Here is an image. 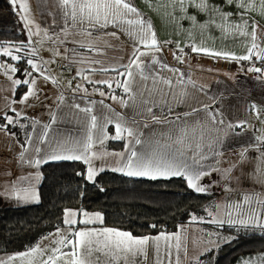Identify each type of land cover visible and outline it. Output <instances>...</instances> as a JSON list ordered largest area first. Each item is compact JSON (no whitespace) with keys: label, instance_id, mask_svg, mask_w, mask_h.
<instances>
[{"label":"crops","instance_id":"obj_1","mask_svg":"<svg viewBox=\"0 0 264 264\" xmlns=\"http://www.w3.org/2000/svg\"><path fill=\"white\" fill-rule=\"evenodd\" d=\"M199 2L200 0H194V2L185 0L184 9L186 10L182 11L181 6L178 3L173 4L171 0H131L141 17L152 24L153 30L157 34L162 49L160 53H156L157 57L163 64L177 70L169 72L166 68L158 66L146 69L150 76L171 79L172 86L168 87L161 83L156 87L162 89V92L149 93L147 89L134 83L131 94H126L122 88H117L115 81L123 82L126 79V76L119 75L118 72H125L123 66L130 62L133 49L140 48L143 50L142 46L134 43L127 31L117 26L109 25L106 28H100L88 24L73 25L71 20L65 21L61 10L57 9L58 6H56L53 11L49 12L53 14L51 17L55 18V24L62 28L71 23L76 30L81 31V38L73 43L79 49V61L82 62L74 64L72 60V62L60 67L59 71L62 73V78L61 82L56 81L55 90L62 98L61 100L57 98L53 112L54 117L61 121L76 123L80 127L85 126L87 117L75 105H79L80 108L91 107L92 114L98 117V124H103L104 117L115 121L119 115L124 118L129 126L141 134L142 144L135 145L137 151L155 147L157 140L160 141L161 145L172 144L181 127H188L189 129L196 127L197 136H199L201 126H203L204 139L200 141L201 151L197 156L199 160L197 166H202L203 170L210 173L200 180V184L205 186L206 190H212V192L205 193L212 194L213 198H224V204L231 203L229 199L231 196L241 199L239 202H242L246 194L253 196L252 201L256 202L257 197L264 200V144H258L255 140L256 136L264 135V71H249V68L252 67L264 70V61L257 60L255 57L251 61L228 60L191 50L192 46H196L212 51L230 52L237 56L246 54L245 45L249 43L250 37H243L235 33V25L237 24H246L249 32H251L253 24L257 25V43L264 47V17L260 15L259 0H256L252 9L248 8L247 0H244L243 7L240 6V0H233L231 4L228 3V0H207V8L203 10L196 6ZM225 15L228 17L227 20L223 19ZM192 17H195V23H193ZM58 23L60 24L58 25ZM229 25L232 26L231 32L224 31V28ZM112 32H116L118 38L111 36L110 33ZM89 33L92 34L89 35ZM91 41L93 43L88 44V48L85 49V42ZM166 41L169 43H165ZM94 46L97 49L95 52L89 48ZM181 48L183 49L182 53L179 51ZM125 52L127 53L124 58L125 62L121 63V67H119L117 62L120 61ZM174 52L177 56L182 57V63L174 58ZM96 53L99 57L93 59L92 55H96ZM118 53L120 56L117 57ZM60 54L63 58L67 55L62 48L58 47L53 55L59 58ZM111 54H114L113 58H110ZM110 59L116 61L115 68L118 69V72L100 71L102 68H114L98 63H107ZM141 59L145 63H150L148 58L142 57ZM23 72L24 70L19 75L20 78L25 77ZM78 72L82 75H78ZM83 76H87L88 80H85ZM26 78L28 77L26 76ZM13 79L16 78L13 77ZM89 80L93 82L107 80L113 82V87L109 89L104 84L89 83ZM178 81L181 82L178 83ZM140 84H147V88L153 87L151 79L146 82L141 81ZM77 85L80 87L77 88ZM27 87V85H22L18 89L16 88L13 94L12 82L0 70V126L6 125V120L3 119L5 114L12 116L14 120L17 119L15 112L11 111L9 105L11 108H15L17 105L15 110L21 113L18 122L7 125L6 128L0 127V146L8 149L2 152L4 154L10 153L15 144L21 146L23 150L27 148L26 141L32 130L28 125L26 133L23 134L19 124L31 118L27 116V111L19 103L22 96L27 92ZM20 89H23L21 94ZM97 89L103 91L105 95L100 96ZM182 90L186 92V95L181 98ZM111 92L119 99L113 100ZM121 99L127 102V106L120 102ZM101 101H103L102 104ZM205 105L208 106L209 111L218 113V120L222 119L224 123L212 124L205 111H193V109H203ZM253 105H255V109H253ZM148 108H151L152 111L149 112ZM186 113H191V115H185ZM238 123H242L243 126L236 127L235 125ZM228 124H232L233 127L229 128ZM106 131L109 135H114V124H109ZM84 136L72 135L66 138L82 139ZM169 136L172 137L171 140ZM210 142H212V150L208 147ZM125 143L124 140H108L105 145H97L93 150L121 153L124 152ZM173 147L175 148L176 145ZM242 152H244L243 157L241 156ZM194 155L197 153L193 143V148L185 152V157ZM200 156H206V158L200 159ZM116 160L117 157L109 155L104 159L94 160L93 164L97 167L103 166L105 168L103 172H112L110 169L116 166ZM187 162L193 163L191 159H188ZM0 169L9 172L5 180L3 177L0 178L2 180L0 181V189H4L3 191L0 190V197L10 198L14 186L17 189L26 186V183H21V178L28 177L30 175L28 172L16 171L10 166L0 167ZM103 172H100L95 180ZM256 209L264 213V205L257 204ZM222 211L223 209H216V214L223 216L227 208L224 209L223 214ZM184 224H191L190 219ZM94 226L106 227L104 224ZM66 227L62 222L59 229L63 231ZM78 227H83V225H78ZM201 227L204 230L194 227H177L174 231H164L166 233L181 232L182 237L186 238L184 240L187 248L186 254L184 249L183 256L173 250L172 264H176L177 256L179 257V264H198V262L200 264L205 255L216 254L221 246L232 240L226 242L223 234L222 236L211 235L207 225ZM212 228L223 229L220 226H212ZM115 229L127 231L120 228ZM56 230L44 235L35 244L24 250L0 254V260H7L10 255L25 252L38 243H42V246H49L50 240L44 239V237L52 236ZM203 235H207V238L203 239ZM203 242L205 243L204 246ZM64 251H69V249H64ZM154 261L155 254L151 248L146 260L139 258V264H154ZM15 264H20V262L16 261ZM165 264H167V259H165Z\"/></svg>","mask_w":264,"mask_h":264},{"label":"snow or ice","instance_id":"obj_2","mask_svg":"<svg viewBox=\"0 0 264 264\" xmlns=\"http://www.w3.org/2000/svg\"><path fill=\"white\" fill-rule=\"evenodd\" d=\"M14 11L20 16V19L24 23L27 29L29 42L33 35H38L37 32H33L30 25L32 21L28 18L30 11L28 0H9ZM46 3L47 0H42ZM173 4H179L181 10L184 11L185 0H171ZM194 2V0H189ZM53 3L61 10L62 17L67 20H71L73 25L88 24L93 27L99 26L100 28H106L109 25L117 26L122 30L127 31L129 37L134 43L142 46L140 48H134L131 54L130 62L124 65L125 72L119 73L117 68H102L100 71L118 72L119 75L126 76V79L121 81H115L117 88H122L124 93L131 94L133 92V84L147 89L149 93L154 91L162 92V89H157L158 84H164L168 87L172 86V80L163 77L150 76L146 69L152 66H158L160 68H166L169 72H175L166 64H163L157 57L156 53L162 51L160 41L157 38L156 32L153 30L151 23L146 22L140 12L131 3V0H53ZM228 3H233V0H228ZM256 0H247V6L249 9L253 8ZM260 15L264 17V0H259ZM201 10L207 8V0H200L196 5ZM240 6H244V0H240ZM23 13V15H21ZM227 15L223 19L227 20ZM195 23V17L191 18ZM251 32L248 30V26L235 25V33H238L243 37H250L249 43L245 45V53L243 55H235L230 52L224 51H212L204 47L192 46V52L203 53L211 57H222L228 60L235 61H251L253 57L257 60L264 61V47L257 43V25L253 24ZM232 26L224 28V31L231 32ZM92 33H89L91 35ZM47 36V33H45ZM106 35H108L106 33ZM111 36L117 37L116 32L110 33ZM118 38V37H117ZM169 43V42H165ZM26 45L21 41L20 45L15 44H0V57L10 58L11 61L20 62L23 57L18 55ZM182 53L183 49H179ZM29 55L35 56L36 51L30 49ZM175 59L183 62L181 56H177L173 53ZM148 58L150 63H145L141 58ZM27 65L31 70L25 69L24 76L31 77L33 72H38L43 76L44 80H52L55 84L56 81L50 76L46 75L41 70L40 66L33 59L26 60ZM44 63H47L45 61ZM0 70L3 74L12 82L13 94L16 87L21 84L27 85V92L22 96L19 103H26L30 97L37 96V90L35 88L36 79H13V75L16 74L19 69L16 65L0 62ZM94 71V70H93ZM249 71L262 72L261 68L252 67ZM78 75L82 73L78 72ZM139 77V80H137ZM85 80H88L87 76H83ZM149 79L152 80V88H147V84H140L141 81L146 82ZM181 81H178V83ZM70 83V82H69ZM89 83H100L106 85L109 89L113 87V82L104 81H91ZM80 85H77L79 88ZM86 91V90H85ZM97 91H99L97 89ZM100 96H104L103 91H99ZM143 95V93H141ZM186 95L185 91H181V98ZM113 100L119 99L116 96L111 97ZM15 102V101H14ZM120 102L127 106V102L120 100ZM146 102V101H145ZM95 103V102H93ZM103 101H101V104ZM11 111L15 112L16 120L12 116L4 115L3 119L6 120V125L0 127L6 128L7 125H13L21 118V113L17 112L14 108ZM77 109L85 113L87 120L85 124V136L82 139H69L57 141L56 146L52 148L51 152L43 157L29 160L28 163L37 169L41 165L47 164L50 161H81L87 165L86 180L95 183L96 176L105 171L103 166L97 167L93 164L94 160H101L111 155L117 157L116 166L111 167L112 172L121 173L127 177L146 178L149 180L164 179L168 180L173 177L183 178L187 183V187L197 193H205L206 188L200 184V180L203 176L210 173L203 170L202 166H197L199 160L197 156L201 151V143L204 139L203 126H201L200 135L197 136V128L181 127L179 134L176 136L172 144H160V141H155V147H149L144 151H137L135 145L142 144L140 139V133H138L133 127L129 126L123 117L117 115V119L114 121L108 117H104L103 124H98V117L92 114V108H80L79 105H75ZM255 109V105L252 106ZM203 110L206 112L208 120L212 124L220 123L224 121L218 120V113H213L208 110V106L205 105L203 109H193V111ZM151 112L152 109L148 108ZM185 115H191L186 113ZM155 120V117H153ZM179 119V117H177ZM55 122V117H53ZM159 122V121H157ZM135 123V121H133ZM109 124H114L115 134L109 135L106 131ZM236 127L243 126L242 123L235 125ZM49 125H45V131L41 137V142H44V138L47 137V129ZM228 127H233L232 124H228ZM171 140L172 137L169 136ZM108 140H124V152H107L94 151L95 146H103ZM255 140L258 144H264V135L256 136ZM27 143H31L29 139ZM195 144V150L197 155L192 157H185V152L193 148ZM173 145H176L174 148ZM210 150H212V142L208 144ZM26 152L27 149H24ZM40 149L36 148L35 152L39 156ZM246 151V149H245ZM219 155V153H217ZM244 156V152L241 153ZM206 156H200V159H205ZM21 160H24V154L21 153ZM188 159L193 161L192 164L187 162ZM215 170V169H213ZM81 175V173H77ZM42 175L37 171L34 176L30 174L28 177L21 178V183H26V186L17 189L13 187V194L16 199L24 202H39V192L36 185L41 181ZM103 191V188L100 189ZM253 196L246 194L243 197L244 204H251ZM256 203L264 205V200L256 198ZM229 209L224 213V216L216 215L209 211L208 216L212 217L211 220L205 221L203 218H198L196 215H191V222H207L222 227L225 224L229 226L239 225L242 228L248 229H260L264 234V213L258 209L251 207L245 209L241 203L229 204ZM235 214V215H234ZM226 217V218H225ZM63 224L66 227L65 230L57 228L56 232L52 236L44 237V239L50 240L49 246H42L40 243L31 247L25 252H20L14 255L8 256L7 260H0V264H15L19 261L20 264H139V258L147 259L148 251L151 248L155 254L154 264H172V252L178 254L183 248L185 254L187 252L186 244L184 243L185 237H182L181 232L166 233L160 232L155 236H134L130 231H123L110 227H95L94 225L104 224V216L102 213H89L84 209H65L63 213ZM83 225V227H78ZM152 228L158 227L157 225H151ZM183 227V226H181ZM228 241V238H224ZM69 249V251H64ZM211 251V249H209ZM176 264H179V257L177 256ZM199 264V262H198ZM245 264H249L245 261ZM259 264H264V256L259 257Z\"/></svg>","mask_w":264,"mask_h":264},{"label":"trees","instance_id":"obj_3","mask_svg":"<svg viewBox=\"0 0 264 264\" xmlns=\"http://www.w3.org/2000/svg\"><path fill=\"white\" fill-rule=\"evenodd\" d=\"M24 34L9 0H0V44L19 46L22 41L26 45ZM18 55L23 57L21 52ZM16 65L18 75L28 68L25 59ZM41 173L38 203L0 207V254L24 250L59 228L65 209L100 212L106 227L146 236L174 231L189 221L191 212L205 208L213 198L192 191L178 177L149 180L107 171L92 183L86 180L87 166L80 161L49 162L41 167ZM154 224L158 227L152 228ZM229 233L233 239L216 254L205 255L200 264H259V257L264 256L261 230L232 228Z\"/></svg>","mask_w":264,"mask_h":264},{"label":"rangeland","instance_id":"obj_4","mask_svg":"<svg viewBox=\"0 0 264 264\" xmlns=\"http://www.w3.org/2000/svg\"><path fill=\"white\" fill-rule=\"evenodd\" d=\"M29 4V13L28 18L33 22L30 27L32 28V31L35 33L38 31V35H33L31 37V41L29 42L28 39V33L27 29L24 26V23L21 20V23L24 28L25 37H26V47L21 51L23 55V59L25 61L27 59H33L34 62L40 66L41 70L45 72L46 75L50 76L55 81L61 82L62 73L59 71L60 67L62 65H65L67 63L74 62V64H78L80 58V54L78 53L79 49H77V45H75L73 42H76L81 38V31L76 30L71 23H68L67 26L59 27L60 23H58L59 26L55 24V18L51 17L53 14L49 13L51 10L53 11L56 5L53 3V0H47L46 3L42 2V0H28ZM57 9H60L57 7ZM23 15V13H21ZM74 28V29H73ZM47 33V36L45 35ZM86 37V35H84ZM76 40V41H75ZM87 42V41H86ZM84 44V48H88V44H92L93 42H89ZM58 47L62 48L64 53H67L65 58H63L60 54L59 58L55 57L53 55V52H55L56 48L58 50ZM91 51H97L96 47H89ZM30 49H34L36 51L35 56L29 55ZM94 49V50H93ZM104 53V52H101ZM19 54V53H17ZM108 54V52H107ZM110 58H113L114 54L110 55ZM120 56V53H118L117 57ZM127 56V53L125 52L120 61H118V66H120L121 63L125 62L124 58ZM99 55L96 53V55H92L93 59H97ZM22 61V60H21ZM47 61V63H44ZM0 62H7L16 65V61H11L10 58L0 57ZM102 64L103 66H109L115 68L116 61L114 59H110L107 63L98 62ZM59 64V66H58ZM17 66V65H16ZM28 66V65H27ZM123 66V65H122ZM28 70H31L28 66ZM16 79H25L20 78L18 75V72L13 75ZM19 77V78H18ZM36 79V85L35 88L37 90V96L30 97L29 100L26 103H23L25 111H27V116L31 117L29 120H26V122L19 123L20 129L23 132V134L26 133V127L29 125L32 132L27 141L30 139L31 143H27V151L25 152L21 146L18 144L13 145L12 150L8 154H4L2 152L7 151L8 149L4 146H0L1 153H0V167L10 166L12 169L20 172H28L29 174H34L39 171L41 173V167L39 169L32 167L28 161L43 157L46 154L50 153L52 148L56 146L57 141L64 140L68 136L72 135H85L86 129L85 126H81L76 123H69L67 121H61L59 119L55 118V122H53L54 117V109L57 104V98L61 100L62 96L59 95V93H56L55 84L52 82V80H44L43 76H41L38 72H33L31 77H28L26 79ZM21 84L20 86H22ZM18 86V87H20ZM18 87H16L18 89ZM111 95L116 96L113 92H111ZM17 107V105H16ZM15 107V108H16ZM14 108V109H15ZM22 124V125H21ZM49 125L50 127L47 129V137L44 138V142H41V137L43 135V132L45 131L44 126ZM60 137V140H59ZM62 137V139H61ZM1 142V139H0ZM39 148L41 151L39 153V156L35 152V149ZM24 154V160L20 159L21 153ZM44 165V164H43ZM0 178L3 177V180H5V177H8L9 172L3 171L0 169ZM10 171V170H9ZM13 172V171H12ZM11 172V173H12ZM97 180V179H96ZM95 180V183H96ZM2 181V180H0ZM42 181V179H41ZM41 181L36 185V188H39V185ZM19 189V188H18ZM3 191L4 189H0ZM7 191V189H5ZM218 190V189H217ZM39 192V189H38ZM206 192H212L211 189L206 190ZM218 193H221V191H218ZM10 198H3L0 197V207H6V206H24V205H30V204H36V202H24L21 200L16 199L15 195L13 194V189L10 193ZM40 197V196H39ZM230 204H236L241 203L245 209L251 207L253 209L257 208V203L255 201H252L251 204H244V202H239L241 199H238L235 196L229 197ZM224 198H212L211 204L207 205L203 210H197L193 211L190 214V221H191V215L194 214L198 218H203L205 221L211 220L212 217L208 216V212H213L214 215H216V209L224 211V209L227 208L229 204H224L223 201ZM40 201V199H39ZM229 209L227 208V211ZM222 211V214H223ZM225 213V212H224ZM220 215V214H219ZM224 216V215H223ZM226 218V217H225ZM180 224L177 227L180 228L183 227H194L196 229H202L201 226H208V231L210 234H223V237L228 238V240L233 239V235L229 233L230 229L237 228L240 230H246L245 228H242L239 225L236 226H229L228 224L223 225V229H213V227L217 226L212 223L207 222H191V224ZM225 228V229H224ZM230 228V229H229ZM207 233V232H204ZM207 238V235H203V239ZM210 238V237H208ZM42 245V243H41ZM205 243L203 242V246ZM205 248V247H203ZM179 255L183 256L184 251L183 248L179 252Z\"/></svg>","mask_w":264,"mask_h":264}]
</instances>
